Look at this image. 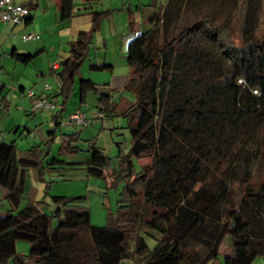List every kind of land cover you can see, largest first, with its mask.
<instances>
[{"label": "trees", "instance_id": "1", "mask_svg": "<svg viewBox=\"0 0 264 264\" xmlns=\"http://www.w3.org/2000/svg\"><path fill=\"white\" fill-rule=\"evenodd\" d=\"M180 1L166 0L149 14L151 27L128 41L123 88L134 97L121 114L131 142L126 154H117L116 167L109 168L94 142L79 161L50 154L57 113L107 10L93 11L90 28L78 32L72 53L51 71L58 89L47 95L59 97V108L43 144L20 153L12 140L0 139V186L10 204L0 214V264H208L225 235L232 253L222 264H251L264 256V172L255 178L253 167L264 159V28L257 35V17L247 12L235 41L226 21L203 12L169 32ZM72 8L73 0H61V17ZM33 56L12 51L24 64ZM77 84L80 103L88 90H98L90 78L79 76ZM97 101L105 115L114 110L108 91L98 92ZM78 137V130L61 133L59 150L77 154ZM238 155L251 161L240 162ZM134 158L149 160L134 170ZM66 164H83L87 175L108 176L110 185L123 183L105 224L91 223L83 195H53L49 212L30 199L19 207L28 167L43 179ZM18 239L28 242L26 253L16 251Z\"/></svg>", "mask_w": 264, "mask_h": 264}, {"label": "rangeland", "instance_id": "2", "mask_svg": "<svg viewBox=\"0 0 264 264\" xmlns=\"http://www.w3.org/2000/svg\"><path fill=\"white\" fill-rule=\"evenodd\" d=\"M133 8L130 16L134 17V28L127 29L123 19L124 14L127 13V9H117L113 12L115 18L119 19L121 13V24L124 29L114 34L112 30L108 28V20L104 18L102 20V30L96 29L93 32L92 39L89 45V55L82 61L78 68L75 80L79 76H88V73L94 75V82L98 87V91L88 90L87 102H97L98 92L109 91L110 99L114 103V110L107 114L104 119L92 118L91 124H87L88 127L83 132V135H79L76 140V145L79 150L77 154H67V152L60 151V136L61 133H70L74 131L70 126H57L53 142L51 143L50 154H57L59 158L67 160V158L75 157L82 160L85 158V152L88 148L89 142H94L97 146L102 147L104 153L109 158V168H114L117 165V154H126L130 145V135L126 128V119L121 114V108L127 103L133 100V93L124 89L118 85V80L128 76L130 68L127 65L125 57V49L127 47L129 39L151 27V22L144 17L155 11H161L166 0H155V3L150 4V0H133ZM137 3V4H136ZM178 4V3H177ZM139 6V10L136 11L135 6ZM178 12V13H177ZM172 18L169 26V32L176 29V25L189 22L206 12L212 16L213 21L224 20L228 23L230 28L231 37L238 41L241 27L244 17L247 12H250L252 16L257 17L255 21V32L260 35L264 28V0H181L179 2V10ZM129 14V13H128ZM254 18V17H253ZM255 19V18H254ZM102 31V32H101ZM122 34V35H120ZM107 42V51L109 57L114 63L112 70L108 69H91L89 63L98 62L100 53L104 50L102 40ZM106 50V49H105ZM113 82L108 88L109 81ZM115 77V78H114ZM109 89V90H108ZM98 104H96L97 106ZM93 106V105H92ZM92 109H90L91 111ZM45 119H38V122H34L32 119H26L25 121H19L21 131L17 139V149L20 153H25L27 148L33 144H43L47 138V130L52 128V122L50 121V114L46 110L44 111ZM27 120V122H26ZM40 120L42 122H40ZM26 126V127H24ZM16 133H12L6 140L14 137ZM77 156V157H76ZM149 159L144 158L138 160L133 159V168L138 170L142 162H147ZM237 160L240 162H250L249 158L243 155H238ZM254 177H259L264 172V159L259 158L253 162ZM51 182L47 184L49 181ZM122 182H117L115 185H110L108 182V176L105 178H97L89 176L86 173L83 164H66L63 167L57 169H51L43 174V179L39 177L34 167H28L25 174V187L23 197L20 201L19 207L23 206L25 202L30 199L37 202L43 211L49 212L53 207L51 202V196L62 195L67 197H74L77 195H83L84 198L81 204L89 211L90 221L95 225H102L106 222V216L109 211H114L116 206V200L119 197V192L122 188ZM47 185V186H46ZM234 194L238 195V183L233 184ZM5 189L0 186V214H3L9 207V201L5 197ZM29 244L27 241L18 239L15 242V248L17 252L26 253ZM232 253L231 239L229 235H225L218 248V254L216 258L209 261L208 264H222V258L225 254ZM251 264H264V256L256 255Z\"/></svg>", "mask_w": 264, "mask_h": 264}, {"label": "crops", "instance_id": "3", "mask_svg": "<svg viewBox=\"0 0 264 264\" xmlns=\"http://www.w3.org/2000/svg\"><path fill=\"white\" fill-rule=\"evenodd\" d=\"M13 1L28 7V16L30 19L27 22L23 20L17 24L0 22V139L6 140L12 133L17 132L14 137L10 138V140H12L17 147L16 137L20 135L21 138L22 131L21 129V131L19 130V121H25L26 118L32 119L37 123L38 119H45L46 114L44 111L47 110L50 114V121L53 125V115L56 114V110L59 108V97H55L52 98L57 101L54 108L37 111L32 110L31 98L27 94V91L31 90L32 94L35 96L49 93L53 95L56 92L58 89V83L55 75L52 74L51 71L60 65L61 60L72 53L71 43L76 38L78 32L80 30H88L90 28L93 11H108L100 17L97 29L102 28V20L107 18L109 30H112L114 34L118 33L117 30L122 31L124 29L123 24L119 29V24L122 23L121 17L123 18V13H121L122 11H120L121 17H119L118 21L113 15V12L117 9H127V13L124 14V18L126 19H123V22L126 24L128 30H130V28H134V17L132 14L130 16L134 1L73 0L72 12L70 16L66 18L61 17V0ZM153 3H155V0H150V4ZM135 9L138 11L139 6L136 5ZM148 16L149 14L146 15L144 19L148 20ZM29 31H36L37 38L22 40L21 35ZM106 43L105 39H103L102 45L104 50L100 53L99 61H90V63L109 64L110 67L108 70L111 71L114 63L111 62L112 59L108 55ZM89 45L88 52L84 60L87 57L91 60V55H89ZM13 50L17 52L34 53V56L29 62L24 64L12 57ZM52 62L56 63V68L51 67ZM82 77L90 78L94 82V75L92 73H88V76ZM126 79L127 76L118 80V85L123 87ZM112 80L113 77H111V82L109 81L108 83V88H111L110 85L113 82ZM45 83H49L51 88L46 90L44 88ZM94 83L96 84V82ZM87 93L88 92H86L84 101L80 103L77 80H74L72 92L67 99L63 110L57 113V120L60 121L59 126H70L72 129L78 130L80 136L83 135L85 129L89 124H91L92 118L96 117L93 115V112L98 106H96L98 101L96 104L95 102H92L91 104L87 102ZM78 108L93 115H91L88 125L84 127H78L74 123L63 125L62 121H64L71 112ZM90 109L92 110L90 111ZM104 117H106L105 114L103 117L96 118L102 120ZM40 122L42 121L40 120ZM50 129L51 128L48 130ZM85 153L86 156L89 154V152ZM66 161H79V158L68 157Z\"/></svg>", "mask_w": 264, "mask_h": 264}, {"label": "built area", "instance_id": "4", "mask_svg": "<svg viewBox=\"0 0 264 264\" xmlns=\"http://www.w3.org/2000/svg\"><path fill=\"white\" fill-rule=\"evenodd\" d=\"M29 13L27 6L20 3H16L13 0H0V22H5L8 24H17L23 21L24 17ZM37 38L36 31H29L21 35L22 40L35 39ZM52 68H56V63H51ZM46 90L51 88L49 83L44 84ZM27 94L31 98L32 110H43V109H52L55 107V102L47 94L33 95L31 90L27 91ZM1 105V100H0ZM91 113H87L83 109H76L71 112L67 118L62 121L63 125H69L74 123L78 127H84L88 124L91 117ZM93 115L96 117H103L104 112L101 105L97 106V109L93 112ZM92 115V116H93Z\"/></svg>", "mask_w": 264, "mask_h": 264}]
</instances>
